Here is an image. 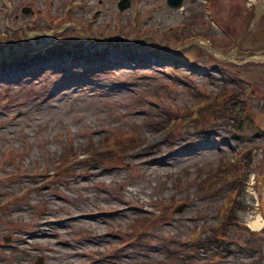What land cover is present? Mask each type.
<instances>
[{"label":"rangeland","instance_id":"obj_1","mask_svg":"<svg viewBox=\"0 0 264 264\" xmlns=\"http://www.w3.org/2000/svg\"><path fill=\"white\" fill-rule=\"evenodd\" d=\"M98 1L0 0V68L12 47L59 59L0 75V264H264V65L155 49L191 39L174 33L192 11L213 45L263 51L264 17L248 34L238 12L257 0H215L235 39L203 2Z\"/></svg>","mask_w":264,"mask_h":264},{"label":"flooded vegetation","instance_id":"obj_2","mask_svg":"<svg viewBox=\"0 0 264 264\" xmlns=\"http://www.w3.org/2000/svg\"><path fill=\"white\" fill-rule=\"evenodd\" d=\"M7 1L10 3V6L8 8H10V13H11L12 11H14V8H15V5H16V0H7ZM88 1L89 0H84L83 3L85 4V2H87V4H88ZM119 1H121V0H119ZM128 1H130V5H134V8H137V7H140V6H144L143 8H147V7H150L151 6V8H152V7H154V6L157 5V1L158 0H128ZM186 1L188 2L189 5H194V6L201 5L200 3L203 2V9L204 10L206 8V5L209 4L212 7V9L214 10V13L216 11V18L220 21L221 28H222L221 31L225 33V36L227 38H229V39H235V38L238 37L236 34L239 33L240 31H236V30H232V29H231V31L229 30V26H226V24L224 23L225 20L222 17L221 13L219 12V8L215 5V0H194L192 2H191V0H183V7L181 9L184 8V5H185ZM77 3L80 4V0H77ZM77 3L76 4H73L72 3V4L74 6H76ZM98 3L101 5V4L104 3V0H99ZM119 3H118V6H119ZM166 3H167V6H168V0H166ZM254 7L255 6H252V8L248 9V11L245 8H244V11L243 12H242V10H239L238 11L239 14H240V16H242V18H243V20H242L243 22H249V21H251V19H252V22H253V20L255 19V16H256V7L255 8ZM27 8L28 9L26 11H30V13H31L32 12L31 9L29 7H27ZM178 10H180V9H178ZM103 11H105V8H104V6L101 5L100 8L93 9L90 14L93 17H96V16L98 17ZM139 11L142 13V9H140ZM197 13L198 12H194L193 13L191 11L189 13V16H188L189 17V20H188V18H186V20H182L181 21L179 30H175L176 32L174 33L175 34V37L177 39H180V40L183 39V40H185L187 38H192V37H195V38H198V39H203V37L205 36L204 34H206V33H203V30L202 29L199 30V29H197L195 27V25L198 24L196 21L199 20V19H201L200 15L197 14ZM31 15H33V14H31ZM250 16H251V19L247 21L246 19H248V17H250ZM221 17H222V19H221ZM263 17H264V13H263V15H261V17L257 21V23H259ZM58 19H59V17H57L54 21H56ZM252 22H251L250 27L248 29V32H247L248 34H251V33L254 32L253 29L255 27L253 29H251ZM172 29H174V28H172ZM196 47L198 49H201V50L203 49L202 47H199V46H196ZM229 47H231L229 49L230 51L233 50V47L232 46H229ZM190 48H192V47H190Z\"/></svg>","mask_w":264,"mask_h":264},{"label":"water","instance_id":"obj_3","mask_svg":"<svg viewBox=\"0 0 264 264\" xmlns=\"http://www.w3.org/2000/svg\"><path fill=\"white\" fill-rule=\"evenodd\" d=\"M169 4L174 6V7H179L182 4V0H169ZM263 4H264V0H261L260 5L257 9V17L261 14V11L263 9ZM257 5H258V0L256 2V7H257ZM251 22H252V19H251V21H249V27H250ZM203 47L212 51L213 53L206 50V52L210 53L217 60H220L221 62H225V63L230 64L232 66H235L237 68H239V67H241L247 63L264 65V50L263 51H239V53H237V55L232 57L231 60H226L223 57L228 58L231 55L224 54L219 49L213 48L209 44L203 43ZM216 55H219V56H216ZM252 57L259 58L261 60H259V61L252 60V61L248 62L249 61L248 59H250ZM41 263H42V260H40L38 264H41Z\"/></svg>","mask_w":264,"mask_h":264},{"label":"bare ground","instance_id":"obj_4","mask_svg":"<svg viewBox=\"0 0 264 264\" xmlns=\"http://www.w3.org/2000/svg\"><path fill=\"white\" fill-rule=\"evenodd\" d=\"M135 60H137V61H140V59L139 58H134ZM134 63H136V61H134ZM16 73L18 72V71H15ZM30 73V74H29ZM23 74H25V75H32V72L31 71H29L28 72V74L27 73H23ZM20 79H22V76L20 75V76H18L15 80H13V82H17L18 80H20ZM140 142H142V141H140ZM138 143V145L136 146V147H133V149H132V147L130 146V148H129V153H133V154H135V153H137V149L138 148H140V147H142L143 145H145V144H152L153 145V143L154 142H156V141H154V140H152L151 138H149L148 139V141H146L144 144H143V142L142 143ZM130 155H132V154H130ZM250 224H251V227L253 228V229H255V230H257V231H259V230H261V228H263V226H264V221L263 220H261V217L260 216H257L255 219H253L251 222H250Z\"/></svg>","mask_w":264,"mask_h":264},{"label":"trees","instance_id":"obj_5","mask_svg":"<svg viewBox=\"0 0 264 264\" xmlns=\"http://www.w3.org/2000/svg\"><path fill=\"white\" fill-rule=\"evenodd\" d=\"M235 179H236V182L235 183H239L238 184V186H237V189H239V190H241L242 189V187H243V184H242V179H241V175H237L236 173H235Z\"/></svg>","mask_w":264,"mask_h":264}]
</instances>
